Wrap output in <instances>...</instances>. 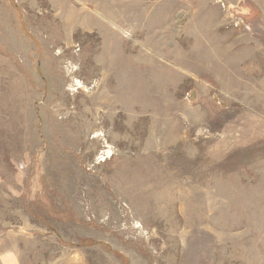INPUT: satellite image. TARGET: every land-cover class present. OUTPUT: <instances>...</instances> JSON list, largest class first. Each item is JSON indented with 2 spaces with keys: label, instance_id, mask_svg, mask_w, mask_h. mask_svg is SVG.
Wrapping results in <instances>:
<instances>
[{
  "label": "rangeland",
  "instance_id": "obj_1",
  "mask_svg": "<svg viewBox=\"0 0 264 264\" xmlns=\"http://www.w3.org/2000/svg\"><path fill=\"white\" fill-rule=\"evenodd\" d=\"M0 264H264V0H0Z\"/></svg>",
  "mask_w": 264,
  "mask_h": 264
},
{
  "label": "bare ground",
  "instance_id": "obj_2",
  "mask_svg": "<svg viewBox=\"0 0 264 264\" xmlns=\"http://www.w3.org/2000/svg\"><path fill=\"white\" fill-rule=\"evenodd\" d=\"M145 1V0H144ZM104 3V2H103ZM112 4V3H111ZM106 9V8H105ZM109 12V11H108ZM137 13V12H136ZM146 13V12H145ZM131 14V13H130ZM123 16V15H122ZM114 17V16H113ZM129 19V18H128ZM121 20V19H120ZM131 22V21H130ZM129 22V23H130ZM117 23V22H116ZM115 24V23H114ZM157 24V23H156ZM120 26V25H119ZM246 51V50H245ZM232 55V54H231ZM242 55V54H241ZM235 56V55H234ZM240 57V56H239ZM243 57V56H242ZM194 210V209H193Z\"/></svg>",
  "mask_w": 264,
  "mask_h": 264
}]
</instances>
